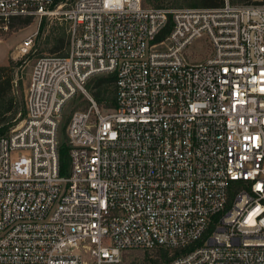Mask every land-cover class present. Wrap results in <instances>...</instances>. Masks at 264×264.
<instances>
[{
	"label": "built area",
	"instance_id": "built-area-1",
	"mask_svg": "<svg viewBox=\"0 0 264 264\" xmlns=\"http://www.w3.org/2000/svg\"><path fill=\"white\" fill-rule=\"evenodd\" d=\"M53 4L0 0V34ZM63 15L66 52L35 60L25 115L0 136V264H123L125 249L188 246L165 264H264V0H75ZM200 36L211 53L189 62ZM111 73L102 109L87 83ZM77 95L88 105L65 125L62 174L59 122Z\"/></svg>",
	"mask_w": 264,
	"mask_h": 264
},
{
	"label": "rangeland",
	"instance_id": "rangeland-1",
	"mask_svg": "<svg viewBox=\"0 0 264 264\" xmlns=\"http://www.w3.org/2000/svg\"><path fill=\"white\" fill-rule=\"evenodd\" d=\"M74 1L75 0L58 1L53 6L52 13L47 14L40 19L33 18L29 25L13 30L9 34L7 33V35L4 33L0 34V65H8L9 61H12L13 95L20 108V112L16 114V117L9 120L11 124L8 129L4 133H1L0 136L8 134L10 129L18 125L25 115V95L31 68L35 60L41 55L53 53L49 50V48L52 45L54 36L64 35L65 40H67V21L63 12L68 9ZM144 4L145 6H157L156 4L160 3H156L153 0H147ZM181 6L187 5L181 4L173 7ZM31 33L35 34L33 46L26 55L22 56L19 51V46L24 37ZM210 53L211 48L205 36H200L194 39L193 42L184 50V56L189 62L204 60L210 55ZM86 101L87 100L82 95H77L67 103L63 112V118L59 122L58 138L61 141L66 139L65 125L68 121L69 115L75 109H84V106L82 107V105L85 104L86 107L88 105V102ZM78 104L79 107L76 106ZM81 251L85 260H91L89 249H81ZM128 253L129 254L123 260V264H133V261H138L143 256V250L141 249H131Z\"/></svg>",
	"mask_w": 264,
	"mask_h": 264
},
{
	"label": "trees",
	"instance_id": "trees-1",
	"mask_svg": "<svg viewBox=\"0 0 264 264\" xmlns=\"http://www.w3.org/2000/svg\"><path fill=\"white\" fill-rule=\"evenodd\" d=\"M58 1L54 0L53 6ZM157 6L160 7H173L175 5L185 4L192 7H218L222 5L223 0H153ZM160 1V2H159ZM147 0H142V5L145 6ZM70 7V6H69ZM147 7V6H146ZM31 16H14L10 19L9 28L2 34H9L13 30H17L29 25L32 22ZM168 29H164L161 32V37ZM68 46V36L65 40L64 35H57L53 37L52 45L49 48L52 52L65 53ZM115 81L116 76L114 73L111 74H100L93 76L87 83V88L91 95L97 102V104L104 109L113 107L115 105ZM75 98V97H74ZM88 102V101H86ZM82 103V102H81ZM80 104V103H79ZM79 104L76 105L79 107ZM87 104V103H86ZM75 106V107H76ZM85 104L82 105V107ZM77 107V108H78ZM20 112L18 102L13 95V64L9 61L8 65H0V134L4 133L11 122L9 120L14 119L16 114ZM9 121V122H8ZM64 128V127H63ZM58 156L60 163V172L66 173L68 170L69 157H68V146L66 139L61 141L58 139ZM191 246L181 249L169 250L163 247H154L151 249L143 250V256L138 261H133V264H165L175 255H179L189 250ZM139 249V248H137ZM131 249H125L122 251V260L129 254L128 251ZM171 251L173 254L170 255ZM132 262V261H131Z\"/></svg>",
	"mask_w": 264,
	"mask_h": 264
}]
</instances>
